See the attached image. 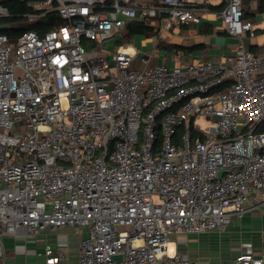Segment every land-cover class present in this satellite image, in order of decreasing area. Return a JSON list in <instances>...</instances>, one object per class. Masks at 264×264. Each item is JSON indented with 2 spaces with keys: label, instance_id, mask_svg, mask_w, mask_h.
I'll return each instance as SVG.
<instances>
[{
  "label": "built area",
  "instance_id": "2783aa9c",
  "mask_svg": "<svg viewBox=\"0 0 264 264\" xmlns=\"http://www.w3.org/2000/svg\"><path fill=\"white\" fill-rule=\"evenodd\" d=\"M3 1L0 238L71 227L86 229L84 264H195L172 235L261 211L264 52L241 44L171 68L129 42L109 49L134 21L199 24L205 7L193 0H28L30 19L56 10L66 23L15 39L2 31ZM218 14L229 34H254L243 0ZM239 249L233 264H264L251 243ZM46 254L48 264L61 258Z\"/></svg>",
  "mask_w": 264,
  "mask_h": 264
},
{
  "label": "crops",
  "instance_id": "0c3cea01",
  "mask_svg": "<svg viewBox=\"0 0 264 264\" xmlns=\"http://www.w3.org/2000/svg\"><path fill=\"white\" fill-rule=\"evenodd\" d=\"M205 14L199 24L175 27L172 30L160 31V26H149V30L138 34L129 41L139 55L151 51L160 56L156 63H166L171 68L184 66L197 60L218 61L227 54L234 53L243 44L257 53L264 52V15L260 13V2L252 0L244 3V14H249L253 23L254 34H245L242 38L229 34L219 10L227 0H211L204 5ZM214 6L216 9H210ZM9 22V26H10ZM146 24V23H145ZM202 24H210L213 32L201 31ZM147 25V24H146ZM174 33H177L174 35ZM160 35L157 42L147 46L149 37ZM174 35L178 40H171ZM119 38V37H118ZM143 39L145 47L137 48L134 40ZM118 39H115L116 44ZM152 40V39H151ZM130 46V47H131ZM154 62V60H153ZM155 63V62H154ZM155 63V64H156ZM251 206V204H247ZM86 236V229L77 233L71 227L52 229L49 227L37 230H23L18 234L4 235L0 238V264H48L47 247L54 255L61 258L55 264H84L80 261V243ZM173 250L187 255L195 264H233L239 255V247L251 243L256 254L264 253V206L260 210L246 212L242 217L233 218L224 230H214L200 234L172 235Z\"/></svg>",
  "mask_w": 264,
  "mask_h": 264
},
{
  "label": "trees",
  "instance_id": "16d2710c",
  "mask_svg": "<svg viewBox=\"0 0 264 264\" xmlns=\"http://www.w3.org/2000/svg\"><path fill=\"white\" fill-rule=\"evenodd\" d=\"M244 3H248L252 0H243ZM260 2L259 11L264 15V0H257ZM4 5L7 6L10 15L7 16L4 21L10 22V26L2 29L11 39H15L24 30H35L40 35L46 32L57 29L66 23V20L59 14L58 11L53 10L45 13L37 19H30L28 15L34 13V9L28 4V0H4ZM210 9H216L214 6H209ZM251 15L244 14L243 19L249 20ZM19 23L23 26H19ZM150 28L144 22L134 21L127 25L125 32L118 38L116 47L123 42H129L134 39L138 34L148 31ZM201 31L213 32L214 27L210 24H202ZM91 44L90 46H93ZM255 52V51H254ZM264 131V122L260 123L256 132Z\"/></svg>",
  "mask_w": 264,
  "mask_h": 264
},
{
  "label": "rangeland",
  "instance_id": "374dc122",
  "mask_svg": "<svg viewBox=\"0 0 264 264\" xmlns=\"http://www.w3.org/2000/svg\"><path fill=\"white\" fill-rule=\"evenodd\" d=\"M147 25H149V26H151V25H155V26H157V27H161L160 28V31L162 32L163 31V26L160 24V21H157V20H154V19H148L147 20ZM19 26H23V24H21V23H19ZM178 28V27H177ZM175 34H177V33H174V35ZM174 35H172V37H171V40L172 39H174V40H178ZM159 34L158 35H154L153 36V38L152 37H150V36H148L149 37V40L147 41V46L149 47V48H152L151 47V45H152V43L153 42H157L158 41V39H159ZM115 39H118V37L117 38H113L111 41H109V49H112V48H114V41H115ZM152 39V40H151ZM144 40L143 39H138V40H134V43H133V45H135L137 48H141V47H145V43L143 42ZM107 53V52H106ZM148 53H152L151 51H148ZM159 58H160V56L158 55V53L157 52H155V59H154V62L156 63V59H158L159 60ZM156 200H158L157 198H156Z\"/></svg>",
  "mask_w": 264,
  "mask_h": 264
},
{
  "label": "bare ground",
  "instance_id": "6f19581e",
  "mask_svg": "<svg viewBox=\"0 0 264 264\" xmlns=\"http://www.w3.org/2000/svg\"><path fill=\"white\" fill-rule=\"evenodd\" d=\"M170 247L173 249V244L172 243H170Z\"/></svg>",
  "mask_w": 264,
  "mask_h": 264
}]
</instances>
